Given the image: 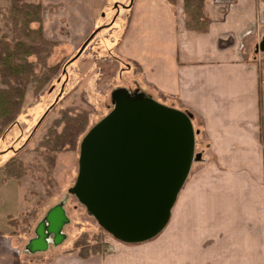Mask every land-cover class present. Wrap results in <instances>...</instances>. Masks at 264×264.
Here are the masks:
<instances>
[{
  "label": "crops",
  "instance_id": "1",
  "mask_svg": "<svg viewBox=\"0 0 264 264\" xmlns=\"http://www.w3.org/2000/svg\"><path fill=\"white\" fill-rule=\"evenodd\" d=\"M128 6L111 42L152 94L192 115L208 155L153 239L47 257L22 251L2 215L0 264H264V0H205L204 33L186 28L184 0Z\"/></svg>",
  "mask_w": 264,
  "mask_h": 264
},
{
  "label": "rangeland",
  "instance_id": "2",
  "mask_svg": "<svg viewBox=\"0 0 264 264\" xmlns=\"http://www.w3.org/2000/svg\"><path fill=\"white\" fill-rule=\"evenodd\" d=\"M40 2L43 35L55 44L47 64L50 67L57 65L59 69L39 94H35V85H30L23 110L13 126L8 128L0 124V216H5V230L10 225L14 227L16 234L13 237L26 253L29 241L36 237L39 224L52 208L61 205L69 219L63 227L66 238L61 244L54 245L51 236L48 249L41 255L48 257L65 247L73 249L83 234L87 235L91 247L107 253L112 251L111 243L116 239L104 232L71 193L78 174L79 149L53 155L55 163L50 166L45 150L38 148L39 143L66 108L86 111L90 127L95 125L113 109L112 95L118 89L144 94L168 107L177 109L178 105L174 100L152 94L138 77L136 67L119 55L117 46L110 40L114 25L119 30L121 23L126 22L129 0ZM10 6L11 0H0L3 13H7ZM3 34L12 41V24L0 13V37ZM90 37L87 48L68 63ZM65 64L64 75L62 68ZM38 66L42 74L47 71L43 65ZM61 87H64V96L59 98ZM202 144V148L197 144L186 183L208 155L202 153L206 146L204 142ZM13 157L30 167L32 172L20 181L6 177L4 173L6 163Z\"/></svg>",
  "mask_w": 264,
  "mask_h": 264
},
{
  "label": "water",
  "instance_id": "3",
  "mask_svg": "<svg viewBox=\"0 0 264 264\" xmlns=\"http://www.w3.org/2000/svg\"><path fill=\"white\" fill-rule=\"evenodd\" d=\"M112 98L113 109L81 140L71 193L114 239L138 244L162 232L189 177L196 149L193 117L125 89ZM68 223L63 207L55 206L26 250L46 251L51 236L54 245L61 244Z\"/></svg>",
  "mask_w": 264,
  "mask_h": 264
},
{
  "label": "trees",
  "instance_id": "4",
  "mask_svg": "<svg viewBox=\"0 0 264 264\" xmlns=\"http://www.w3.org/2000/svg\"><path fill=\"white\" fill-rule=\"evenodd\" d=\"M166 1L170 4L176 2ZM204 2L205 0H184L185 25L188 30L200 33L207 31ZM0 13L12 24V41H8L5 34L0 37V124L9 128L17 122L23 110L30 85H35V94H39L58 72L59 66L50 67L47 64V58L55 44L46 40L43 35L40 0H11L9 11L3 13L0 9ZM76 58L75 56L68 63H72ZM38 64L47 68V71L42 74ZM66 68L65 64L62 68L64 75ZM63 88L61 87L59 93L63 92ZM91 127L86 111L63 109L60 118L53 122L38 148L45 150L46 161L52 166L56 159L53 155L78 150L81 140ZM194 129L197 139L200 132L195 126ZM4 173L6 177L20 181L32 172L30 167L13 157L6 163ZM104 232L107 233L105 230ZM99 249L90 246L85 234L73 247V250L83 257L97 253Z\"/></svg>",
  "mask_w": 264,
  "mask_h": 264
},
{
  "label": "flooded vegetation",
  "instance_id": "5",
  "mask_svg": "<svg viewBox=\"0 0 264 264\" xmlns=\"http://www.w3.org/2000/svg\"><path fill=\"white\" fill-rule=\"evenodd\" d=\"M63 94H64V93L61 91V92L58 94L59 98L62 97Z\"/></svg>",
  "mask_w": 264,
  "mask_h": 264
},
{
  "label": "built area",
  "instance_id": "6",
  "mask_svg": "<svg viewBox=\"0 0 264 264\" xmlns=\"http://www.w3.org/2000/svg\"><path fill=\"white\" fill-rule=\"evenodd\" d=\"M111 249H113V248H111Z\"/></svg>",
  "mask_w": 264,
  "mask_h": 264
}]
</instances>
